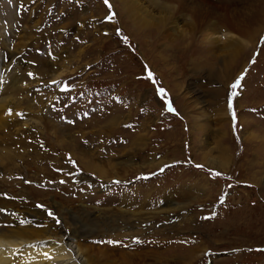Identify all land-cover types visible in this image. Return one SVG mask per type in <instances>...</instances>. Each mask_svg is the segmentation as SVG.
<instances>
[{"label":"rangeland","instance_id":"obj_1","mask_svg":"<svg viewBox=\"0 0 264 264\" xmlns=\"http://www.w3.org/2000/svg\"><path fill=\"white\" fill-rule=\"evenodd\" d=\"M26 230L264 264V0H0V235Z\"/></svg>","mask_w":264,"mask_h":264},{"label":"bare ground","instance_id":"obj_2","mask_svg":"<svg viewBox=\"0 0 264 264\" xmlns=\"http://www.w3.org/2000/svg\"><path fill=\"white\" fill-rule=\"evenodd\" d=\"M36 213L41 215V211ZM43 219L51 221L45 212ZM85 231L83 228L75 233L83 234ZM19 232L14 233L15 238L11 239L0 235V264H92L86 250L66 235L58 233L46 236V230Z\"/></svg>","mask_w":264,"mask_h":264},{"label":"snow or ice","instance_id":"obj_3","mask_svg":"<svg viewBox=\"0 0 264 264\" xmlns=\"http://www.w3.org/2000/svg\"><path fill=\"white\" fill-rule=\"evenodd\" d=\"M105 2L107 3V0H105ZM148 76H149V78H152V73L149 72ZM153 82L155 83L154 80H153ZM237 86H238V83L236 85H233V87H237ZM160 92L163 93V89H160ZM230 107H231V105H230ZM169 110H171V107L169 108ZM233 118L235 119V113H233ZM221 202H223V201H221ZM49 215H51V213H49Z\"/></svg>","mask_w":264,"mask_h":264}]
</instances>
